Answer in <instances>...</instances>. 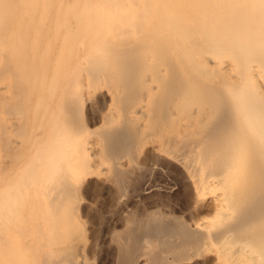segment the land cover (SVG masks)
<instances>
[{"label": "bare ground", "instance_id": "bare-ground-1", "mask_svg": "<svg viewBox=\"0 0 264 264\" xmlns=\"http://www.w3.org/2000/svg\"><path fill=\"white\" fill-rule=\"evenodd\" d=\"M54 7L56 12L65 14H104L116 25L111 31L119 36L117 42L105 47L104 53L91 54L85 59L89 85H100L102 77L113 71L116 79L123 80L129 102L137 83L141 82L138 80L144 67L141 60H169L172 64L169 72L181 80L174 76L170 80L163 97L164 106L166 109L173 106L170 100L181 94V98H176H183L177 104L182 117L188 115V119H194L198 129L205 126L193 147L185 148L191 156L188 165L185 164V174H178L179 182L187 181L181 186L182 195L175 201L180 211L171 209L172 219L162 214L166 220L162 224L153 223L142 235L154 239L166 237L162 247L172 256H169L173 259L171 264L188 260L190 254L195 256L194 250L208 246L216 234L211 235L205 224L215 207L199 205L205 204L211 186L221 174L237 172L241 176L233 192H242L246 203L236 211L240 213H236L238 217L232 224L213 236L216 238L212 241L231 244L223 247L216 262L264 264V0H0V150L11 141L10 134L19 126L34 123V117L32 120L22 117L23 106L19 102L24 85L37 69L29 58L37 57L36 48L29 45H34L35 38H28V33L33 18L46 16ZM49 30L48 26L43 29L45 33ZM137 33L143 36H134ZM127 35L134 37L128 39ZM125 44L131 46L119 48ZM66 90V109L78 111L84 95L81 79L73 80ZM39 93H43L41 86ZM132 122L134 125L125 122L121 128L105 132L107 153L119 155L127 151L138 126ZM49 134L48 162L46 167L38 169L53 181L52 249L47 260L49 264H73L78 262L73 238L79 236L80 225H65L66 219L73 215L69 199L78 180L83 182L92 175V166L83 139L74 141L73 135L60 130H51ZM242 151H249L251 156L244 161L240 158V162L237 154ZM21 153L23 146L8 164L0 165V181L7 168L8 171L14 168ZM113 173L114 184L120 185V189L136 192L142 181V177L132 176L133 172L114 170ZM222 195L224 198L219 202L223 205L227 196ZM160 200L167 207L168 199ZM140 240L134 238L132 247L123 250L126 252L122 264H129L128 259L141 251ZM155 258H151L150 264H162L163 260ZM212 259L205 257L203 264H216Z\"/></svg>", "mask_w": 264, "mask_h": 264}, {"label": "rangeland", "instance_id": "rangeland-1", "mask_svg": "<svg viewBox=\"0 0 264 264\" xmlns=\"http://www.w3.org/2000/svg\"><path fill=\"white\" fill-rule=\"evenodd\" d=\"M33 21L28 38H35L34 45H29L36 48L37 57L29 58L37 69L24 85L19 102L23 106L22 117H30L31 120L34 117V123L32 126H19L10 134L11 141L4 143L0 150L1 165L8 164L18 149L24 148L14 168L10 171L7 168L0 181V264H49L53 181L38 169L47 165L51 130L73 135L74 141L83 139L88 162L92 166V175L83 182L78 180L69 199L73 215L66 219L65 225H80L78 239L73 238L77 243L75 252L78 261L73 264H122L134 238L141 239V251L128 259L129 264H150L153 257L163 260L162 264L167 258L166 264H171L172 256L162 247L166 237L154 239L142 234L153 223L162 224L167 218L172 219L169 212L173 209L180 211L175 201L182 195L181 186L187 181L179 182L178 174L186 172L185 164L188 165L191 156L186 154V150L205 131V126L199 130L194 119H188V115L183 118L180 114L177 104L183 100L180 99L181 94L176 95L180 98L175 96L170 100L173 103L170 108L166 109L163 104L167 87L172 82L170 80L177 77L169 72L171 62L163 58L144 61L140 58L141 62L138 61L144 64L138 76L141 82L137 83L135 94L128 102L123 80L120 82L116 79L113 71L103 76L98 86L89 85L90 80L85 72L88 64L85 59L91 54L104 53L105 47L117 42L119 37L113 35L111 30L116 25L107 15L65 14L56 12L54 7L42 18L36 15ZM47 26L50 30L45 33L43 29ZM33 29L37 32L32 33ZM141 34L143 36V33L134 36ZM129 37L127 35L126 38ZM126 46L129 45L119 48ZM76 79H81L84 95L78 111L71 112L65 107L66 89ZM40 86L43 88L42 95L39 93ZM132 120L138 124L134 142L119 155L107 153L105 132L121 128L127 122L134 125ZM248 152H239V160L249 158L251 153ZM114 170L133 172L132 176L142 177L137 191L132 192L125 187L120 189V185L114 184ZM216 173L219 174L218 171ZM239 176L241 174L230 171L221 174L211 186L205 204L199 205L201 208L208 204L215 207L205 223L211 235L232 224V220L238 217L236 211L246 203L242 192H233ZM222 194L227 196L223 205L219 202L224 198ZM161 197L169 200L167 207L161 204ZM156 214L157 217L160 214L159 219ZM216 234L212 235V239L216 238H213ZM212 239L208 246L192 251L195 256L190 254L188 260L176 264H203L205 257H211L213 262L219 264L216 261L220 260L221 250L231 244Z\"/></svg>", "mask_w": 264, "mask_h": 264}]
</instances>
